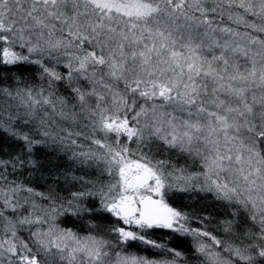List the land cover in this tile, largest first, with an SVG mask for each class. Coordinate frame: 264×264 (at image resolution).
Returning a JSON list of instances; mask_svg holds the SVG:
<instances>
[{"label": "snow or ice", "instance_id": "obj_1", "mask_svg": "<svg viewBox=\"0 0 264 264\" xmlns=\"http://www.w3.org/2000/svg\"><path fill=\"white\" fill-rule=\"evenodd\" d=\"M0 264H264V0H0Z\"/></svg>", "mask_w": 264, "mask_h": 264}]
</instances>
